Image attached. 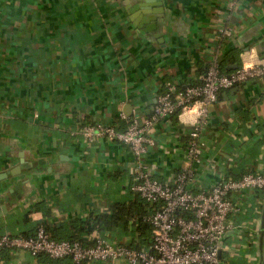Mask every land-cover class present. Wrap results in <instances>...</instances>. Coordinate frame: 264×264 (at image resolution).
Returning a JSON list of instances; mask_svg holds the SVG:
<instances>
[{
  "label": "crops",
  "instance_id": "0c3cea01",
  "mask_svg": "<svg viewBox=\"0 0 264 264\" xmlns=\"http://www.w3.org/2000/svg\"><path fill=\"white\" fill-rule=\"evenodd\" d=\"M131 1L132 12L123 0H0V173L22 158L29 165L0 181V204L8 209L0 234L28 232V211L33 221L68 224L111 212L127 195L133 151L103 137L89 142L80 124L124 127L122 116L149 115L165 87L198 82L216 58L237 57L231 68L264 58V0L232 9L229 0ZM193 118L173 115L155 126L147 158L161 179L184 160ZM203 135L212 165L202 172L206 185L218 173L264 171V79L223 90ZM231 155L233 168L225 164ZM263 223L264 190L247 193L222 252L228 264H261ZM101 235L140 248L152 242L151 230L114 227ZM0 264L74 263L3 250Z\"/></svg>",
  "mask_w": 264,
  "mask_h": 264
},
{
  "label": "built area",
  "instance_id": "2783aa9c",
  "mask_svg": "<svg viewBox=\"0 0 264 264\" xmlns=\"http://www.w3.org/2000/svg\"><path fill=\"white\" fill-rule=\"evenodd\" d=\"M239 1L229 0L228 7L234 8ZM223 34L230 35L231 31L224 29ZM260 79H264V58L255 62L243 59L231 72L223 71L220 58H216L202 84L191 85L184 91L168 86L149 115L122 116L126 122L124 127L102 122L81 128V134L91 143L103 137L128 145L133 151L132 190L153 205V211L146 216L152 232L148 247L112 242L98 234L87 243L57 240L46 227L40 226L30 236L0 234V252L27 251L34 257L69 258L74 264L116 260H123L125 264H228L222 257V252L229 248L226 238L238 227L236 218L243 211L247 193L264 190V171H248L240 178L218 173L206 185L201 179L202 172H207L212 165L206 159L208 143L203 126L210 105L219 99L223 90ZM173 115L180 119L186 115L194 118L185 143L184 160L174 174L161 179L158 169L147 157L156 145L152 137L155 126ZM235 160L231 155L225 164Z\"/></svg>",
  "mask_w": 264,
  "mask_h": 264
},
{
  "label": "trees",
  "instance_id": "16d2710c",
  "mask_svg": "<svg viewBox=\"0 0 264 264\" xmlns=\"http://www.w3.org/2000/svg\"><path fill=\"white\" fill-rule=\"evenodd\" d=\"M239 60L237 57H224L220 59V67L225 72H231L234 68H231L230 65L237 63ZM241 65V64H240ZM238 65V67L240 66ZM210 66V65H209ZM208 66V68H209ZM208 68L203 72L201 79L196 83L191 84H181L177 86V90L184 91L187 87L195 84H202L203 78L208 71ZM168 91V87H165L163 93ZM174 94V92H172ZM86 124H95L92 121L84 122L80 124V128L84 127ZM234 163V162H233ZM233 163H231L229 168H233ZM131 173V172H130ZM132 174V173H131ZM230 173L228 177L240 178L244 173L238 177H234ZM133 177V174H132ZM112 211L108 213H94L89 215V217H78L77 219L72 220L68 224H52L45 223V221H33L30 213L26 212L23 214V221L28 225L29 231L24 232V236L34 235L33 232L38 229L40 226L46 227L50 232L52 237L57 240H71V241H81L83 243L89 242L87 236L91 233L98 234L99 236L104 237L102 234L103 231L107 229H113L118 227L122 232L125 229L139 232H149L151 230V225L146 220V216L153 211V205L143 200L138 193L132 190V184L128 188L127 195L122 200H117L112 204ZM47 211H45L46 214ZM133 245V244H130ZM51 259V258H50ZM55 260V259H52Z\"/></svg>",
  "mask_w": 264,
  "mask_h": 264
},
{
  "label": "water",
  "instance_id": "95a60500",
  "mask_svg": "<svg viewBox=\"0 0 264 264\" xmlns=\"http://www.w3.org/2000/svg\"><path fill=\"white\" fill-rule=\"evenodd\" d=\"M125 5H126V10L128 12H132L133 10H135V8H137V6H133L132 7V1L131 0H123ZM238 65H234L233 68H237ZM40 164L45 165L46 163L43 160L39 161ZM29 165L25 163V160L22 158L21 159V164L19 166H17L16 168L8 171V172H4V173H0V181L4 180V179H8L11 176H15L19 173H21L22 169L28 168ZM2 209H0V218L4 217L5 215L8 214V209L6 207V205H1ZM263 241H264V223L262 225V228L260 230V246L263 245ZM261 264H264V253L261 252Z\"/></svg>",
  "mask_w": 264,
  "mask_h": 264
}]
</instances>
